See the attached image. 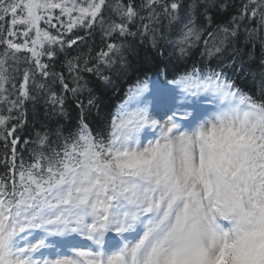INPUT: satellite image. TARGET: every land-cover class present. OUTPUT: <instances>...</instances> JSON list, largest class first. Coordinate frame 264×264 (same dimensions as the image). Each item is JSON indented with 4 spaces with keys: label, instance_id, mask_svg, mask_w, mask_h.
<instances>
[{
    "label": "snow or ice",
    "instance_id": "1",
    "mask_svg": "<svg viewBox=\"0 0 264 264\" xmlns=\"http://www.w3.org/2000/svg\"><path fill=\"white\" fill-rule=\"evenodd\" d=\"M0 264H264V0H0Z\"/></svg>",
    "mask_w": 264,
    "mask_h": 264
},
{
    "label": "trees",
    "instance_id": "2",
    "mask_svg": "<svg viewBox=\"0 0 264 264\" xmlns=\"http://www.w3.org/2000/svg\"><path fill=\"white\" fill-rule=\"evenodd\" d=\"M18 28L22 27L20 25L17 26ZM100 45V37L99 35H94L92 39L89 41V45L86 46L83 51L87 53L89 51V48H93L94 50ZM75 55V53H73ZM151 75V73H149ZM135 79V75H133L132 80H128L127 82L121 81L120 85H118L117 91H104L101 90V95L104 103L106 105H110L112 110L115 111L116 106L123 100L124 97V91L127 90V87L130 83L133 82Z\"/></svg>",
    "mask_w": 264,
    "mask_h": 264
}]
</instances>
